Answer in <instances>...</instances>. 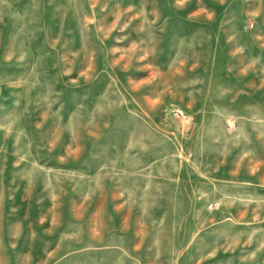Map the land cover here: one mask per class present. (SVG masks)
Returning <instances> with one entry per match:
<instances>
[{
  "label": "rangeland",
  "instance_id": "1",
  "mask_svg": "<svg viewBox=\"0 0 264 264\" xmlns=\"http://www.w3.org/2000/svg\"><path fill=\"white\" fill-rule=\"evenodd\" d=\"M0 264H264V0H0Z\"/></svg>",
  "mask_w": 264,
  "mask_h": 264
},
{
  "label": "built area",
  "instance_id": "2",
  "mask_svg": "<svg viewBox=\"0 0 264 264\" xmlns=\"http://www.w3.org/2000/svg\"><path fill=\"white\" fill-rule=\"evenodd\" d=\"M177 113H181V109L180 108H176Z\"/></svg>",
  "mask_w": 264,
  "mask_h": 264
}]
</instances>
